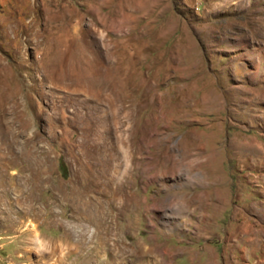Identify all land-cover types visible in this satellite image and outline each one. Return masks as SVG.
I'll list each match as a JSON object with an SVG mask.
<instances>
[{
	"label": "rangeland",
	"instance_id": "1",
	"mask_svg": "<svg viewBox=\"0 0 264 264\" xmlns=\"http://www.w3.org/2000/svg\"><path fill=\"white\" fill-rule=\"evenodd\" d=\"M238 198L264 0H0V264H201Z\"/></svg>",
	"mask_w": 264,
	"mask_h": 264
},
{
	"label": "crops",
	"instance_id": "2",
	"mask_svg": "<svg viewBox=\"0 0 264 264\" xmlns=\"http://www.w3.org/2000/svg\"><path fill=\"white\" fill-rule=\"evenodd\" d=\"M232 203L231 221L226 229L229 241L208 244L207 255L200 257L201 264H209L214 248L217 253L214 257L226 264H264V203L244 198L234 199Z\"/></svg>",
	"mask_w": 264,
	"mask_h": 264
},
{
	"label": "bare ground",
	"instance_id": "3",
	"mask_svg": "<svg viewBox=\"0 0 264 264\" xmlns=\"http://www.w3.org/2000/svg\"><path fill=\"white\" fill-rule=\"evenodd\" d=\"M38 241V240H37ZM53 264H56V263H53Z\"/></svg>",
	"mask_w": 264,
	"mask_h": 264
}]
</instances>
